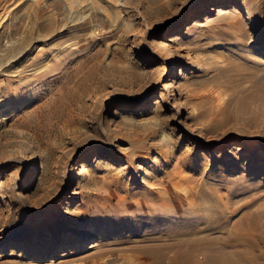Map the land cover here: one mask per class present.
Instances as JSON below:
<instances>
[{
  "label": "rangeland",
  "instance_id": "1",
  "mask_svg": "<svg viewBox=\"0 0 264 264\" xmlns=\"http://www.w3.org/2000/svg\"><path fill=\"white\" fill-rule=\"evenodd\" d=\"M147 188L213 193L193 264H264V0H0V264L151 262Z\"/></svg>",
  "mask_w": 264,
  "mask_h": 264
},
{
  "label": "bare ground",
  "instance_id": "2",
  "mask_svg": "<svg viewBox=\"0 0 264 264\" xmlns=\"http://www.w3.org/2000/svg\"><path fill=\"white\" fill-rule=\"evenodd\" d=\"M208 10L210 11V13H215V12L221 13V9L219 7H215V6H210L208 8ZM206 13H209V12H206ZM195 23H196V20H194L190 24H187L186 30L190 29L193 26V24H195ZM176 31H178V30H173L172 32H176ZM172 69H173L172 66L168 67L167 72H171ZM247 100H248L247 98L241 100L243 108L247 105ZM245 108L247 110V107H245ZM249 111H251V110H249ZM237 113L238 112H236L235 114H237ZM189 163H190V161H189ZM187 166H189V165H187ZM196 184H198V183H196ZM156 189H159V188H156ZM153 190H149V188H147V189L141 191V193L139 195L140 198L138 199L139 202H138L137 206L140 208L142 207L144 209L154 208L156 210H160L162 213L161 216H156L154 214L153 216L149 215L148 218L154 219L157 222L161 223L163 229H161L162 227H160V228L156 227L154 232L137 233V234L132 235V236H137L136 237L137 242L143 243L144 247H140V250H142L141 253H143L144 255L150 254V253H155V258L153 257L154 259L151 262L142 260L141 264H144V263L145 264H150V263H152V264H163V262L166 261V260L164 261V259L167 255L168 251H170V250H172L174 252V255H173L172 259L170 260L169 264H193L194 259L192 257L191 252H192L193 248L195 249V247H197L196 242L198 240L202 241L204 238L203 236L200 235L199 231H201V230H199V227L196 226L194 222L207 220L208 226H209L207 231H209V232L214 231L216 229H219L218 226L225 225V223L221 224V222L217 221L216 217H214L212 214L209 213V210L207 211V208H206L207 206L203 207V205L200 203V199H205L206 202H208V201L212 202L213 201V197H212L213 193H211L212 195L211 194L206 195V194H203L204 191H201L200 192V198H199V193L197 192L198 196L195 197L194 199H191L189 204L184 205V203L182 201L180 202L179 200L174 199L172 197L168 198V197L163 196L161 194L155 195ZM133 203H135V202H133ZM168 223L170 225L175 226V228L172 231L166 230L168 227ZM239 225L237 224L235 226V229L228 233V235L226 237L227 243H229V244H241L244 247H254L253 236H250L249 233H247V232H240V226ZM223 228L224 227H222V229ZM168 241L169 242L171 241V242L169 243ZM187 241H192L193 243L188 244L189 242L187 243ZM234 246H236V245H234ZM223 248H222V250H223ZM212 249H214V248H212ZM140 250H135V251H140ZM214 257H216V256H214ZM142 259H144V258H142ZM225 263H226V261L224 262V261L218 260V259L211 260V257H209V260H207V262H206V264H225ZM136 264H138V262Z\"/></svg>",
  "mask_w": 264,
  "mask_h": 264
}]
</instances>
